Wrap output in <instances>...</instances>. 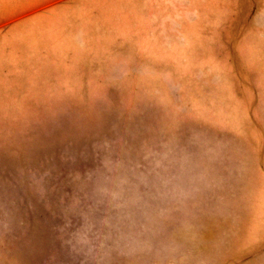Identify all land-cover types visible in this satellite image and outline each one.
Masks as SVG:
<instances>
[{
	"label": "rangeland",
	"instance_id": "1",
	"mask_svg": "<svg viewBox=\"0 0 264 264\" xmlns=\"http://www.w3.org/2000/svg\"><path fill=\"white\" fill-rule=\"evenodd\" d=\"M0 264H264V0H0Z\"/></svg>",
	"mask_w": 264,
	"mask_h": 264
}]
</instances>
